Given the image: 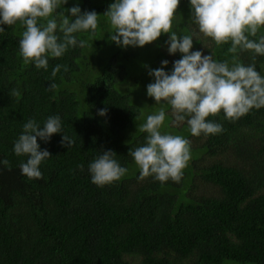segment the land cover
<instances>
[{
  "label": "trees",
  "instance_id": "1",
  "mask_svg": "<svg viewBox=\"0 0 264 264\" xmlns=\"http://www.w3.org/2000/svg\"><path fill=\"white\" fill-rule=\"evenodd\" d=\"M113 2L68 0L58 9L68 16L76 5L95 10L99 22L94 34H77L92 47L50 58L47 71L24 64L19 21L0 25V161L7 159L12 169L0 164V264H264V108L235 122L221 111L207 118L222 124L221 134L192 136L186 121L174 122L170 105L155 104L146 91L154 80L149 69L166 59L171 71L181 54L168 53V34L143 47L109 41L104 12ZM191 16L190 0H180L173 26L178 34L193 35L191 51L231 61L230 42L217 46ZM252 56L240 52L239 60L254 63L264 76V56ZM57 64L69 70L61 68L53 79ZM52 82L54 92L47 90ZM162 106V131L191 141L179 183L140 179L129 155L145 143L139 126ZM102 108L105 116L98 114ZM50 115L61 117L63 132L75 143L62 145V133L48 143L38 138L52 156L41 165L43 179L28 180L19 169L27 157L14 154V141L29 119L42 126ZM109 149L129 171L98 187L88 165Z\"/></svg>",
  "mask_w": 264,
  "mask_h": 264
},
{
  "label": "clouds",
  "instance_id": "2",
  "mask_svg": "<svg viewBox=\"0 0 264 264\" xmlns=\"http://www.w3.org/2000/svg\"><path fill=\"white\" fill-rule=\"evenodd\" d=\"M67 3L68 0H0V25L13 26L19 21L25 28L19 40L24 64L47 71L50 58H61L70 48L93 46L78 39L77 34H94L99 14L95 10L82 11L78 5L67 9L70 16L58 11ZM179 5L180 0H114L104 12L110 24L108 40L122 48L143 47L168 34V53H180L181 58L172 62L171 71L165 70L169 64L166 59L161 61V67L149 69L148 75L154 80L146 86L147 96L154 98L155 104L170 105L174 122L186 121L192 136L221 134L222 124L208 117L223 111L227 120L235 122L252 109L264 108V76L254 63L245 65L239 60V53L246 51L253 53V60L257 55L264 56V35L257 38L264 28V0H190L191 18L199 32L212 38L217 46L230 42L227 51L233 54L231 61H217L212 53L191 51L193 35L178 34L173 26ZM61 68L69 70L67 65H55L51 71L53 79ZM57 88L52 82L47 90L54 92ZM10 94L18 95L15 90ZM107 111L102 108L98 114L105 116ZM165 119L163 106L148 115L139 126V131L147 134L145 143L130 149L129 155L140 169V179L151 176L161 183H179L191 160V141L162 131ZM57 133L63 134L62 145H74L75 141L63 132L59 115L48 116L42 126L35 119L23 124L13 148L17 157H27L19 165L22 176L28 180L43 179L41 165L52 154L41 149L38 138L48 143ZM115 157V151L103 150L89 163L91 180L98 187L111 185L127 175L128 168ZM0 164L12 170L7 159ZM78 168L83 171L84 165Z\"/></svg>",
  "mask_w": 264,
  "mask_h": 264
}]
</instances>
